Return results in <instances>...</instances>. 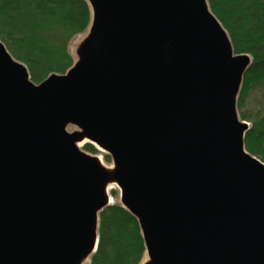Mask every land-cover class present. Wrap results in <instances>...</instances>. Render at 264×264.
Returning <instances> with one entry per match:
<instances>
[{
	"label": "water",
	"instance_id": "95a60500",
	"mask_svg": "<svg viewBox=\"0 0 264 264\" xmlns=\"http://www.w3.org/2000/svg\"><path fill=\"white\" fill-rule=\"evenodd\" d=\"M85 1L62 74L35 83L0 40V264L90 260L110 184L140 264H264V163L237 107L251 56L207 0Z\"/></svg>",
	"mask_w": 264,
	"mask_h": 264
},
{
	"label": "trees",
	"instance_id": "16d2710c",
	"mask_svg": "<svg viewBox=\"0 0 264 264\" xmlns=\"http://www.w3.org/2000/svg\"><path fill=\"white\" fill-rule=\"evenodd\" d=\"M211 12L227 30L236 53L252 61L246 70L237 107L249 121L246 150L264 163V100L245 107V97L264 87V0H207ZM91 19L85 0H0V40L22 62L35 83L51 73H64L74 62L68 47L87 30ZM257 101H260L257 100ZM90 153L97 150L84 145ZM145 248L136 219L120 204L99 215V241L89 264H140Z\"/></svg>",
	"mask_w": 264,
	"mask_h": 264
},
{
	"label": "rangeland",
	"instance_id": "374dc122",
	"mask_svg": "<svg viewBox=\"0 0 264 264\" xmlns=\"http://www.w3.org/2000/svg\"><path fill=\"white\" fill-rule=\"evenodd\" d=\"M86 32H87V30L85 32H83V33L77 34L71 40V42L69 44L68 49H69L70 53L73 55L74 60L76 58V55H75L76 48L78 47L79 43L84 38V36L86 35ZM255 89H256L255 91L254 90L250 91V93L245 97V101H244L245 107H254L256 104L258 105V104H260V102L262 100H264V87L261 88L259 91H258V88H255ZM259 99H260V101H257ZM245 122H247L248 127L251 126V123L249 121H245ZM74 129H75V127H73V126H68L67 127L68 131H72ZM84 145H85V143H82V145H80V149H82L83 151H85V152H87L89 154H93V153H90L88 150H86ZM92 146H94V145H92ZM96 150H97V152L94 153L93 155H96L102 161L104 166L111 167L112 166V162H111L110 157L107 156V154L105 152H103L102 150H99V149H96ZM254 156L259 158L256 155H254ZM110 186L112 187L108 191L109 195H110V198L112 199L113 204H119V189H118L117 185H115V184H110ZM144 258H145V256L143 257L142 261L144 260ZM89 262H90V260H87V262H84L83 264H89Z\"/></svg>",
	"mask_w": 264,
	"mask_h": 264
},
{
	"label": "bare ground",
	"instance_id": "6f19581e",
	"mask_svg": "<svg viewBox=\"0 0 264 264\" xmlns=\"http://www.w3.org/2000/svg\"><path fill=\"white\" fill-rule=\"evenodd\" d=\"M80 145H82V143H78V146H79V147H80ZM111 188H112V187L109 185L107 190L109 191ZM110 201H112L111 198H110ZM85 262H87V260H86Z\"/></svg>",
	"mask_w": 264,
	"mask_h": 264
}]
</instances>
